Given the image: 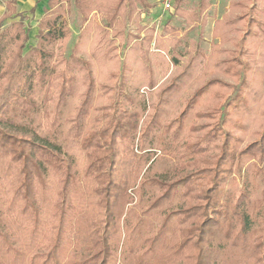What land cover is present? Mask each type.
<instances>
[{"label":"trees","instance_id":"trees-1","mask_svg":"<svg viewBox=\"0 0 264 264\" xmlns=\"http://www.w3.org/2000/svg\"><path fill=\"white\" fill-rule=\"evenodd\" d=\"M63 1L46 0L36 42L28 47L30 25L15 1H6L0 15V264H264V172L254 164L262 181L250 188L242 171L243 159L262 160L264 128L239 147L225 123L245 82L242 56L258 21L254 6L238 17L245 28L227 58L240 76L237 93L201 112L207 129L188 156H176L159 131L167 133L171 122L182 125L211 85L231 89V83L208 79L163 123L160 105L180 87L189 58L142 119L125 64L98 85L76 45L63 54L69 30L53 12ZM94 3L107 26L118 16L131 21L137 5L151 6L146 0ZM208 5L199 0L197 7ZM81 86L80 102L65 115ZM98 88L104 103H96ZM217 137L216 151L208 152ZM154 138L160 145L151 149ZM156 150L166 155L160 171L153 168Z\"/></svg>","mask_w":264,"mask_h":264},{"label":"rangeland","instance_id":"rangeland-1","mask_svg":"<svg viewBox=\"0 0 264 264\" xmlns=\"http://www.w3.org/2000/svg\"><path fill=\"white\" fill-rule=\"evenodd\" d=\"M146 1L151 5L148 10L137 5L131 21H123L118 16L110 26H107V15L96 10L94 0H80L78 3L64 0L54 6L53 12L61 13L69 30L60 46L63 54L67 57L76 45V56L91 61L92 75L98 85L107 83L110 73L119 71L125 64L127 87L135 95L134 107L141 111L142 119L152 112L158 101V92L180 73L189 58H193L187 74L181 77L180 87L164 96L160 105L163 123L170 122L185 106L194 89L208 79L216 77L231 83V89L211 85L186 115L182 125L171 122L167 133L159 131L174 155L188 156L192 143L207 129L204 125L208 118L201 116V112L237 93L235 87L239 85L240 76L227 58L245 28L238 17L254 6L253 13L258 21L251 27V38L242 56L247 64L245 82L238 89L239 101L225 116L227 128L238 140L239 147L254 140L264 128V0H208V7L201 12L197 7L199 0H183L178 4L172 0L171 10H164L161 0ZM29 25L27 47L36 42L35 24ZM78 70L77 76L82 77L81 69ZM83 90L84 87H79L68 98L65 115L73 112ZM98 91L96 103H104L105 96L99 88ZM219 142L220 138L213 139L207 151H216L214 145ZM147 145L155 149L160 142L154 138ZM154 158V170L166 167L164 153L156 150ZM256 163H260L264 172V156L262 160L249 157L242 161L244 178L250 188L253 182L262 181L260 174L253 170ZM169 164H176V159Z\"/></svg>","mask_w":264,"mask_h":264},{"label":"crops","instance_id":"crops-1","mask_svg":"<svg viewBox=\"0 0 264 264\" xmlns=\"http://www.w3.org/2000/svg\"><path fill=\"white\" fill-rule=\"evenodd\" d=\"M0 15L4 13L5 11V2L8 0H0ZM15 1V9L17 12L22 13L27 17V21L29 23L35 24V33L37 30V20L42 16L43 14V7L46 4V0H14ZM34 7L33 13H30L31 8ZM32 28V26H31ZM34 33V34H35Z\"/></svg>","mask_w":264,"mask_h":264},{"label":"built area","instance_id":"built-area-1","mask_svg":"<svg viewBox=\"0 0 264 264\" xmlns=\"http://www.w3.org/2000/svg\"><path fill=\"white\" fill-rule=\"evenodd\" d=\"M161 6L164 10H171L172 0H161Z\"/></svg>","mask_w":264,"mask_h":264}]
</instances>
